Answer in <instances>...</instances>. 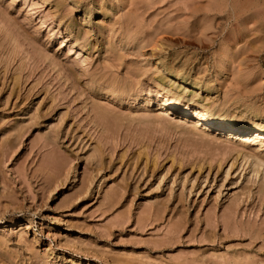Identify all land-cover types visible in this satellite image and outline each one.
I'll use <instances>...</instances> for the list:
<instances>
[{"label": "rangeland", "instance_id": "obj_1", "mask_svg": "<svg viewBox=\"0 0 264 264\" xmlns=\"http://www.w3.org/2000/svg\"><path fill=\"white\" fill-rule=\"evenodd\" d=\"M249 129L264 0H0V264H264Z\"/></svg>", "mask_w": 264, "mask_h": 264}, {"label": "bare ground", "instance_id": "obj_2", "mask_svg": "<svg viewBox=\"0 0 264 264\" xmlns=\"http://www.w3.org/2000/svg\"><path fill=\"white\" fill-rule=\"evenodd\" d=\"M148 100V99H147ZM135 102V101H134ZM165 102V101H164ZM168 106L172 105V102L169 100H166L165 102ZM142 104V103H140ZM176 106V105H175ZM166 107V106H165ZM162 108V107H161ZM182 111V110H181ZM188 113V112H187ZM189 114V113H188ZM181 115V114H180ZM195 123H199L201 125H207V124H213L215 127L217 128H222V129H231L233 131L238 132L239 129L235 128V125L233 123H226L225 121L221 120V119H217L216 116L212 115V114H208V113H202V112H196L195 113ZM192 118V117H191ZM199 124V125H200ZM196 126V125H195ZM194 126V127H195ZM198 126V125H197ZM247 133H251L254 136L257 137H263L264 132L260 129L254 130V129H249L247 130ZM242 133V131H241ZM260 142H264L262 140H260Z\"/></svg>", "mask_w": 264, "mask_h": 264}]
</instances>
